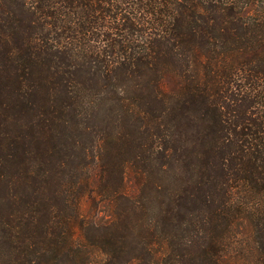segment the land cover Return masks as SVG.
Wrapping results in <instances>:
<instances>
[{
	"label": "trees",
	"instance_id": "obj_1",
	"mask_svg": "<svg viewBox=\"0 0 264 264\" xmlns=\"http://www.w3.org/2000/svg\"><path fill=\"white\" fill-rule=\"evenodd\" d=\"M0 264H264V0H0Z\"/></svg>",
	"mask_w": 264,
	"mask_h": 264
},
{
	"label": "rangeland",
	"instance_id": "obj_2",
	"mask_svg": "<svg viewBox=\"0 0 264 264\" xmlns=\"http://www.w3.org/2000/svg\"><path fill=\"white\" fill-rule=\"evenodd\" d=\"M169 81V80H168ZM169 84L170 86L172 87L173 85V79L171 78L170 81H169ZM137 180V178H136ZM135 180L133 174L131 172H128V174L126 175V179H125V186L128 188V192L130 194H134L136 188H137V181ZM101 198H97V200H99ZM103 200V199H101ZM100 216L104 215V213H100L99 214Z\"/></svg>",
	"mask_w": 264,
	"mask_h": 264
}]
</instances>
